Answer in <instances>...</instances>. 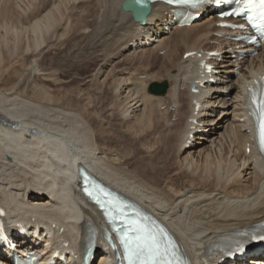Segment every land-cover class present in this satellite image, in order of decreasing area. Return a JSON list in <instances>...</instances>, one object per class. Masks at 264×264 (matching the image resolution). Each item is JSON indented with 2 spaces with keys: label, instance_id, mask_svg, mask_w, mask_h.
I'll return each instance as SVG.
<instances>
[{
  "label": "bare ground",
  "instance_id": "bare-ground-1",
  "mask_svg": "<svg viewBox=\"0 0 264 264\" xmlns=\"http://www.w3.org/2000/svg\"><path fill=\"white\" fill-rule=\"evenodd\" d=\"M64 1L41 0L40 16L35 15L37 17L30 23L37 50L34 48L36 57L43 58L41 70L36 68L38 61L34 56L36 66L20 63L19 66L5 65L0 75V80L11 77L13 79L9 84L11 86H0V210L4 209L7 213L8 229L15 230L18 222H25L31 229L36 227L42 231L53 228L55 236L46 246L33 237L24 245L37 251L48 249L50 245L52 248L68 245L62 253L71 255L69 264H77L76 255L83 250L87 229L97 228L102 231L103 228L102 213L88 204L79 192L76 166L81 164L165 223L173 232L180 248L194 262L224 264L220 262L221 256L217 255L220 251L218 244L230 235L250 231L264 219V159L256 153L253 144L251 153H246V144L251 142L252 134L250 123L246 119L243 90L244 84L253 73L264 71V46L257 48L258 54L254 56H250L251 47L248 46L241 49L245 51L244 55L241 54L239 43L218 36L224 33V30L216 27L218 20L214 16L215 12H210L208 18L191 27L179 29L173 23L170 9L162 4H154L143 23L135 20L132 12L123 8L127 0H74L84 3L78 27L74 25L77 27L74 43H78L76 46H80L82 50L86 49L90 60L86 58L88 60L83 61L84 64H77L78 72L73 73L76 76L71 75L72 79L76 77V80H81L84 84L103 79V85H106L104 80L111 78L108 75V66L113 67L111 74L117 77L113 78L117 81V87L116 90L113 89L116 93L113 90L112 92L118 95L120 102L123 101L124 105H127L123 114V104H118L122 105L120 115L126 121L123 122L126 124V130L132 132L139 128L138 133L134 132L136 138H139L150 130L161 128L164 119L172 131L171 138L177 150L176 155L169 156L163 163H160V158L157 157L155 160H148L147 165L141 161L146 167L142 168V165H133L138 159L130 153L127 154L128 150L123 151L122 148L118 151L115 150L116 147L112 148L113 143H121L125 139L124 136L117 135L120 130L117 134L112 133L105 130L103 124L94 123L98 114L93 102L99 100V97L92 101L90 99L93 97L88 95L86 98L84 92L79 94L77 91L79 96H76V100L79 98L84 102H80L83 108L79 111L68 107L70 101L74 102L72 95V99L69 98L71 100L66 96L70 93L53 95L46 86L39 92L36 88L28 93L22 87L24 77L19 75L21 72L17 73L18 67L21 66H26V71L31 77H40L45 83L54 82L56 86L68 84L70 81L60 82L59 78L58 81L55 80L53 69L48 68L46 64V55L66 40L64 36H68L63 33L68 25L70 27L71 21L64 22L65 26L60 28L62 32L53 31L58 20L54 12H58L56 10L61 8ZM19 2L0 0V3H5L1 14L8 20L4 28L7 33H14L16 36L24 35L21 24L16 25L10 20L13 11L21 8ZM34 3L33 1L32 4ZM29 7L32 6L29 4ZM36 7L39 6L35 5L34 8ZM167 27H170V33ZM46 33H51V38L52 34L56 35L52 43L45 41ZM146 39L154 40V43L146 47ZM65 43L67 44L66 41ZM201 50H216L220 53L210 59V63L219 73L212 75L217 81L216 84L207 81L205 86L200 88L201 93L194 96L190 84L194 82L195 60H184V55ZM162 52L165 54L160 56ZM131 59L136 62L138 60L139 64L144 60L148 65L145 63L147 66L144 70L125 67L124 61L126 60V63ZM158 59L162 63L160 62L159 68H155L159 65L153 67L152 61ZM33 60L31 58V61ZM89 62L96 64V69L82 73L92 68L88 66ZM142 66L144 64L141 68ZM22 67L21 69H24ZM109 71L111 72V68ZM146 76H149L148 80L145 79L147 81L142 79ZM150 79L153 82L164 81L169 87L167 94H148ZM62 85L60 87H63ZM113 85L112 87H115ZM55 89L58 91V88ZM194 99H198L202 104L198 113L196 105H193ZM64 100L68 102V106L61 104ZM164 106L166 109L162 110ZM107 109L104 111L105 116L113 118L117 109ZM163 114L167 116L166 119L161 118ZM103 119H100L102 123ZM191 119H196L197 124L190 123ZM108 126L105 127H111ZM171 126L175 128L171 129ZM166 133H169L168 130ZM175 148L173 147L174 150ZM148 149L149 146L145 148L147 153ZM142 157L145 158L146 155ZM51 257L52 254L49 253L45 260ZM257 263L256 260L250 261V264ZM57 264L62 263L57 261ZM94 264L112 263L101 254Z\"/></svg>",
  "mask_w": 264,
  "mask_h": 264
},
{
  "label": "rangeland",
  "instance_id": "rangeland-1",
  "mask_svg": "<svg viewBox=\"0 0 264 264\" xmlns=\"http://www.w3.org/2000/svg\"><path fill=\"white\" fill-rule=\"evenodd\" d=\"M18 1H20L19 3H18V5H20L21 6V8L19 9H15L14 11H13V13L11 14V17H10V20H12L16 25H20L21 26V29H22V31H23V33L22 34H24V35H21V36H16L14 33H7L6 31V29L4 28L5 27V24L7 23L8 24V20L5 18V17H3V14H1L2 13V9L4 10V6H3V4H5V3H0V75H1V73L4 71V67L3 66H9V65H12V64H16V65H18V63H20V65L22 64V65H30V64H32V65H34L35 63H37V62H35V60H33V59H35V57H36V52H35V50H36V48H35V42H34V35H33V30H32V28H31V25H30V23L33 21V19L35 18V17H37V16H35V15H38V16H40V9H41V7H40V5H41V0H18ZM28 1H30V2H28ZM33 1L35 2L34 4L36 5V6H39V7H36V8H38V9H36V8H34L35 7V5L34 4H32L33 3ZM65 1H67V0H65ZM64 1V4L62 3L61 4V8H59L58 10H56V11H58V12H54V16H56L57 17V19L59 20H57V24H56V26L57 27H55V29L53 30V31H61L62 32V30L60 29L61 28V26H65L64 24L65 23H67V22H69V21H71L70 22V27H69V25H68V27L66 28V30L64 31V35H68V36H64V38L66 39H64L66 42H67V44L65 43V41H63L62 42V44L60 45V46H56V48L55 49H53V50H51L50 52H53V53H48L47 55H46V61H48L46 64L48 65V68H50V69H53L52 71H54V73H53V77H54V75L56 76L55 77V80H57L58 81V78L60 79V82H62V80L63 81H66V82H68L69 80V82H68V84L67 83H62V84H60V85H62L63 87H60V85H54V82L53 83H48V82H46L45 83V81H43V80H41V78L40 77H37V76H32L31 77V75L26 71V66L25 67H22V68H24V69H21V67L19 68L18 67V71H17V73L19 72H21L19 75H22L24 78H23V80H22V87H24L25 88V90H27V92L29 93V92H31V91H33V90H35L36 88V91L38 90V92L41 90V89H43L44 88V86H46L47 88H49V90H51L50 92H51V94H69V95H66L67 97H68V99L69 98H71V95H72V100H74V102H69V104H70V106L72 105V107H70V106H68L69 104H68V102L66 101V100H64L65 101V103H64V101H62L63 103H61L62 105L64 104L65 106H68L69 108H74V110H79V111H81V108H83V105L82 104H84V102L82 103V101L81 100H79V98H77V100L79 101L78 103H77V100H76V96H79V94H80V92L82 91V93L84 94V95H86L85 97L87 98V97H89L88 95H90V97H93L92 99H90V100H92V101H94V100H96L98 97V99L99 100H96V101H94L93 102V104L95 105H93V107L94 108H96V110L98 109V111H96L94 108V110H95V112H97L96 114H98V116L101 114L102 115V113L104 114V115H102L103 116V118H101L102 116H100V117H95L96 119H98V120H96L95 118V124L96 125H99V124H103V126H104V128H105V130H107V131H109L110 130V132H112V133H116L117 134V132H119V130H120V132L117 134L118 136L120 135L121 137H123L124 136V138L125 139H123V142L121 141V143L119 142V143H116V144H112V148H115V150H118L119 151V149L121 150L122 148H123V151H127V154H129L130 153V155H133V156H136V158L135 159H138L139 160V158H140V160H139V162H138V160H136L135 161V159L133 160V161H135V162H133V165L135 164V166L136 165H139V166H141L142 168H146V167H144V165L143 164H141V161L143 162V163H145L146 164V162H147V164H148V160H150V161H152V159H156V157H157V159H159L160 158V163H163V162H165L168 158H169V156L171 157V156H173L174 157V155H176V148H175V146H174V144H173V140H172V138H171V136H172V131L170 130V127L167 125V124H165V120H164V122H163V120H162V124L164 125H162V127L161 128H159V129H155L154 130V128L152 129V130H154L155 131V134H153L154 133V131H151V132H153L152 134H153V136H152V134L150 135V131H148L146 134H148V135H146V134H144V135H142V137H137L136 138V136H135V133H138L139 132V128L137 129V127L135 128V129H137V131H133L132 130V132H128V130H126V121L125 120H123L124 118H123V116H121L120 115V113H122L121 111L123 110V114L125 113L124 112V108H126V110H127V105L125 104L124 105V102L122 101V102H120L119 101V98H118V95L116 94H113V92H112V90L115 88V90H116V84H117V81L116 80H114L113 78L115 77V76H113L111 73L113 72L112 70V68L113 67H109L108 66V75H110L109 77H111V78H108V80L106 79V81L104 80V82L106 83V85H103V79L102 80H99V81H97V82H95V81H92V83L91 82H89V83H87V84H84V83H82V81L81 80H79L78 81V79L76 80V77L75 78H73L72 79V76L71 75H74L75 73H77L78 71L76 70V69H78L79 68V65H82V64H84V63H82L83 61H87L90 57H88L90 54H88V52L86 51V49H83L82 50V48H80V46L79 47H77L79 44L77 43V44H75L74 43V40H75V38H76V36H75V32H76V29H77V27H78V22H79V20L78 19H80V17L82 16V15H80V14H82V11L81 10H83V2H79V3H77V2H75L74 0V2L76 3H74L73 1H71V0H69V1H71V2H69V1H67V2H65ZM13 2V1H12ZM36 2H37V4H36ZM25 3V4H24ZM32 6V7H29V4ZM39 3V4H38ZM71 3V4H70ZM74 4V5H73ZM34 6V7H33ZM72 7V8H71ZM35 9V10H34ZM28 10H29V12H28ZM30 10H32V12L30 11ZM28 13H27V12ZM38 13V14H36V12ZM69 11V12H68ZM80 11V12H79ZM73 12H75V14L73 13ZM78 12V13H77ZM57 13V15H55ZM32 14L34 15V17H31L32 16ZM61 14V15H60ZM79 14V15H78ZM27 18H26V17ZM30 16V17H29ZM76 16V17H75ZM55 17V18H56ZM65 18V19H64ZM67 19V20H66ZM70 19V20H69ZM75 20V21H74ZM23 21H24V23H23ZM60 21H62V23H60ZM77 21V22H76ZM59 22V23H58ZM65 22V23H64ZM77 23V24H76ZM58 24H59V26H58ZM73 26H72V25ZM74 25H76L75 27H74ZM26 27V28H25ZM29 27V28H28ZM74 29H73V28ZM28 28V29H27ZM26 29V30H25ZM29 29H31V30H29ZM62 29H65V28H62ZM71 29V30H70ZM70 30V31H69ZM73 30V31H72ZM52 31V32H53ZM73 32V34H72V32ZM26 32V33H25ZM54 32V33H55ZM66 32V33H65ZM56 34V33H55ZM55 34H52V38L51 37H49V36H51V33H50V35L48 34V33H46V35H45V41L47 42V43H52V40L54 41V36H56ZM74 37H73V36ZM28 36V37H27ZM18 37H20V38H18ZM48 37H49V40H48ZM47 38V39H46ZM51 38V39H50ZM72 40H71V39ZM74 38V39H73ZM27 39V40H26ZM51 40V41H50ZM34 43V45H33V43ZM74 43V44H73ZM32 45H33V47H32ZM68 45V46H67ZM69 45H70V47H71V50H70V47H69ZM72 45V46H71ZM75 45V46H74ZM77 45V46H76ZM64 46H66L65 48H64ZM34 48H35V50H34ZM59 49V50H58ZM63 49V50H62ZM68 49H69V51H68ZM37 51V50H36ZM60 51V52H59ZM65 51V52H64ZM74 51V52H73ZM86 51V52H85ZM73 52V53H72ZM33 55H32V54ZM54 53H56V54H54ZM85 53V54H84ZM31 54V55H30ZM35 54V55H34ZM53 54V55H52ZM76 54H78V56L76 55ZM88 54V55H87ZM75 55V56H74ZM84 55V56H83ZM35 56V57H34ZM50 56H52V57H50ZM55 56V57H54ZM83 56V57H82ZM160 56H163V53H160ZM77 57V58H76ZM81 57V58H80ZM30 58V59H29ZM31 58H32V60L33 61H31ZM49 58L51 59V60H49ZM76 58V59H75ZM86 58H88V59H86ZM26 59V60H25ZM39 57H36V61H38V65L37 64H35V66H36V68L38 69V70H41V67H42V59L43 58H40L39 60ZM54 59V60H53ZM82 60V61H80V60ZM30 60V61H29ZM56 60V61H55ZM75 60V61H74ZM90 60V59H89ZM19 61V62H18ZM22 61V62H21ZM126 61V60H125ZM125 61H124V63H123V65L125 66V67H133V68H139L140 70H144L145 68H146V66L148 65L144 60H142L141 62H140V64L138 63L139 61L137 60V62H136V60H127V62L125 63ZM158 61V62H157ZM154 60V61H152V65H153V67L154 66H158V67H155V68H159L160 67V65H161V60ZM29 62V63H28ZM33 62V63H32ZM35 62V63H34ZM60 62V63H59ZM66 62V63H65ZM76 62V63H75ZM130 62V63H129ZM133 64H132V63ZM144 62V63H143ZM161 62V63H160ZM10 63V64H9ZM26 63V64H25ZM79 63V65H77ZM89 63H90V65H89ZM88 63V66L89 67H92V68H89V67H87V68H89V69H87V70H84L82 73H84L85 71L86 72H92V71H94V69H96V68H94L95 67V65L96 64H93L92 62H89ZM136 65H135V64ZM147 65H146V64ZM8 64V65H7ZM50 64V65H49ZM53 64V65H52ZM65 64V65H64ZM131 64V65H130ZM144 64V66H142V68H141V65H143ZM140 67H139V66ZM5 66V67H6ZM19 66V65H18ZM41 66V67H40ZM51 67H53V68H51ZM60 67V68H59ZM61 67H62V69H61ZM64 67V68H63ZM110 68H111V72L109 71L110 70ZM58 72H56V71ZM75 71H77V72H75ZM16 72V71H15ZM75 72V73H74ZM23 73V74H22ZM56 73V74H55ZM74 73V74H73ZM69 76H71V77H69ZM74 76H76V75H74ZM113 76V77H112ZM36 77V78H35ZM38 78V79H37ZM40 78V79H39ZM66 78V79H65ZM70 78V79H69ZM116 79H117V77H115ZM147 78H149V76H147ZM146 78V79H147ZM1 79V78H0ZM12 79V77L11 78H4V80L2 79V80H0V86H3V87H5L6 86V88H7V86L9 87V86H11V85H9V84H11L12 83V81H13V79ZM72 79V80H71ZM110 79V80H109ZM24 80H25V82H24ZM38 80V81H37ZM54 80V81H55ZM145 80V79H144ZM148 80V79H147ZM147 80H145V81H147ZM5 81V82H4ZM27 81V82H26ZM34 81V82H33ZM40 81H41V83H43V85L40 83ZM43 81V82H42ZM80 81H81V83H80ZM115 81H116V83H115ZM159 81H160V79H159ZM38 82V83H37ZM76 82V83H75ZM101 82V83H100ZM110 82V83H109ZM154 82H156V81H154ZM158 82V81H157ZM162 82H164V81H160L159 83H162ZM26 83V84H25ZM36 84V85H34V84ZM49 85H48V84ZM75 83V84H74ZM80 83V84H79ZM95 83V84H94ZM104 83V84H105ZM113 83H115V85H113ZM151 83H153V80H149V85L151 84ZM37 84H38V86H37ZM90 84V85H89ZM32 85V86H31ZM48 85V86H47ZM50 85L52 86V88H50ZM69 85H70V87H69ZM112 85L113 86H115V87H112ZM148 85V86H149ZM35 86V87H34ZM65 86V87H64ZM83 86V87H82ZM88 86H90V87H88ZM109 86L111 87V88H109ZM141 85H139V89L141 88L140 87ZM60 87V88H59ZM67 87V88H66ZM69 87V88H68ZM85 87V88H84ZM88 87V88H87ZM106 87H107V90H106ZM40 88V89H39ZM53 88H54V90H53ZM55 88H58L57 90L58 91H56V89ZM61 88H63V90L61 91L60 89ZM70 88H72V89H70ZM81 88V89H80ZM87 88V89H86ZM90 88V89H89ZM91 88H94V89H92L91 90ZM98 88V89H97ZM101 88V89H100ZM30 89V90H29ZM33 89V90H32ZM67 91H66V90ZM85 91H84V90ZM108 89H110V90H108ZM60 90V91H59ZM71 90V91H70ZM87 90V91H86ZM100 90V91H99ZM101 90H103V91H101ZM105 90V91H104ZM36 91H34V92H36ZM65 93H64V92ZM72 91H73V93H72ZM75 91V92H74ZM79 92V94H78V92ZM92 91V92H91ZM110 91V92H109ZM114 91V90H113ZM54 92V93H53ZM56 92V93H55ZM61 92V93H60ZM93 92H94V94H93ZM98 92V93H97ZM101 92V93H100ZM106 92V93H105ZM77 95H76V94ZM89 93V94H88ZM114 93H116L115 91H114ZM148 93V92H147ZM92 94V95H91ZM95 94H97V95H95ZM75 95V96H74ZM109 95V96H108ZM74 96V97H73ZM102 96V97H101ZM111 96V97H110ZM116 96V97H115ZM95 97H97V98H95ZM104 97V98H103ZM113 97V98H112ZM95 98V99H94ZM103 100H102V99ZM107 98V99H106ZM112 99V100H114V101H112V100H110V99ZM71 99H69V100H71ZM117 100V101H116ZM98 101V102H97ZM102 103H101V102ZM106 101V102H105ZM82 104H81V103ZM111 102H112V104H111ZM115 102V103H114ZM116 102H117V105H116ZM74 103V104H73ZM76 103L79 105V108H78V106L76 105ZM104 103V104H103ZM123 104V107H121L120 105L118 106V104ZM103 104V105H102ZM63 105V106H64ZM81 105H82V107H81ZM97 105H98V107H97ZM110 105H115L114 107L115 108H111V106ZM104 106V107H103ZM126 106V107H125ZM108 107H110V109H112L113 111L114 110H116V111H114V116H113V118H112V116H105V110H108L107 108ZM120 107L121 108H123L122 110H120ZM105 108V109H104ZM118 108H119V110H118ZM102 109V110H101ZM165 110L166 108H165V106L162 108V110ZM103 111L102 113H101V111ZM125 110V111H126ZM119 111V112H118ZM98 112H100V113H98ZM95 114V115H96ZM117 116V117H116ZM120 117V119H119V117ZM166 117L167 116H165V114H163V116H161V118H165L166 119ZM102 120L103 119V123H102V121L100 120V119ZM108 118V119H107ZM111 119H114V120H111ZM100 120V121H99ZM106 120V121H105ZM105 121V122H104ZM101 122V123H100ZM119 122H121V124L119 123ZM123 122H125V123H123ZM176 122H178V121H176ZM175 123V122H174ZM105 124V125H104ZM109 125V126H108ZM112 125H113V127H112ZM118 125V126H117ZM120 125H124V126H120ZM108 126V127H110V128H106V127ZM166 126V127H165ZM124 129H122V128ZM164 128H165V131H164ZM169 128V129H168ZM175 128V126L173 127V126H171V129H174ZM116 129V130H115ZM122 129V130H121ZM163 129V130H162ZM125 130H126V132H128V134L125 132ZM162 130V131H161ZM167 130H168V132L169 133H171V135L168 133H166L167 132ZM113 131H115V132H113ZM123 131V132H122ZM131 131V130H130ZM135 132V133H134ZM157 132H160V133H157ZM165 134H164V133ZM131 133H134V134H132V135H130ZM163 133V134H162ZM124 134V135H123ZM135 137H134V136ZM163 135H165V137L163 136ZM168 135H169V137H168ZM130 136V137H129ZM152 136V137H151ZM156 136V137H155ZM159 136H161L160 137V139L158 138ZM163 136V137H162ZM131 137H132V139H131ZM148 137V138H147ZM150 137V138H149ZM126 138H127V140H126ZM133 138H134V140H133ZM136 138V139H135ZM142 138V140L140 141V139ZM147 138V139H146ZM154 138H156V139H154ZM168 138H169V141H168ZM146 139V141H144ZM156 140V141H155ZM124 141H125V143H124ZM136 141V142H135ZM148 141V142H147ZM150 141V142H149ZM153 141H154V143H153ZM129 142H131V143H129ZM144 142H145V145H144ZM148 144H147V143ZM172 142V143H171ZM123 143V144H122ZM135 145H134V144ZM138 143V144H137ZM157 143V145H155ZM120 144V145H119ZM122 144V145H121ZM126 144V145H125ZM143 146H142V145ZM115 145V146H114ZM120 147H119V146ZM138 145V146H137ZM151 145H153V146H151ZM169 145V146H168ZM124 146V147H123ZM137 146V147H136ZM140 146H142V147H140ZM147 146V147H146ZM148 146H149V149L147 150L148 151V153L145 151V148H148ZM150 146H151V148H153V149H151L150 148ZM156 146V147H155ZM168 146V147H167ZM119 147V148H118ZM128 147V148H127ZM144 147V148H143ZM173 147L175 148V150L173 149ZM124 148L126 149V150H124ZM144 149V150H143ZM151 149V152L149 151ZM171 150V151H170ZM152 154V156H150L151 154ZM172 154V155H170V154ZM156 154V155H155ZM139 155V156H138ZM144 155V157H145V155H146V157L145 158H143L142 156ZM153 155H155L154 157H153ZM142 159V160H141ZM147 159V160H146ZM145 162H144V161ZM149 161V162H150ZM137 162V163H136ZM146 164V165H147Z\"/></svg>",
  "mask_w": 264,
  "mask_h": 264
},
{
  "label": "snow or ice",
  "instance_id": "snow-or-ice-1",
  "mask_svg": "<svg viewBox=\"0 0 264 264\" xmlns=\"http://www.w3.org/2000/svg\"><path fill=\"white\" fill-rule=\"evenodd\" d=\"M167 2L202 4L205 0H167ZM137 3H142V0H137ZM260 3L264 5V0H260ZM250 91L252 92V103L256 105L254 114L258 116L261 147L264 149V83L258 89ZM99 202L100 200L97 199V203ZM106 203L110 205L109 210L113 211L114 215L122 217V222L125 223L124 235L121 239L125 247L128 264H182L178 255V248L174 242L167 238L162 229L157 232L142 227L139 222L124 217L122 209L111 201H106ZM259 238L264 239V237Z\"/></svg>",
  "mask_w": 264,
  "mask_h": 264
},
{
  "label": "water",
  "instance_id": "water-1",
  "mask_svg": "<svg viewBox=\"0 0 264 264\" xmlns=\"http://www.w3.org/2000/svg\"><path fill=\"white\" fill-rule=\"evenodd\" d=\"M123 7H124V9L127 10V11L130 10V6H129V3H128V2L124 3ZM147 13H148V12H147ZM135 19L144 23V21H145V19H146V16H142V17H140V16H135ZM167 88H168V87H167L166 84H157V83H154V84H152V85L150 86L149 92H150L151 94L163 95V94L166 93Z\"/></svg>",
  "mask_w": 264,
  "mask_h": 264
}]
</instances>
